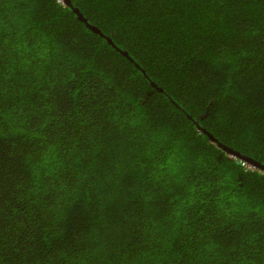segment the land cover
<instances>
[{
  "label": "trees",
  "instance_id": "obj_1",
  "mask_svg": "<svg viewBox=\"0 0 264 264\" xmlns=\"http://www.w3.org/2000/svg\"><path fill=\"white\" fill-rule=\"evenodd\" d=\"M71 2L0 0V264H264V0Z\"/></svg>",
  "mask_w": 264,
  "mask_h": 264
},
{
  "label": "water",
  "instance_id": "obj_2",
  "mask_svg": "<svg viewBox=\"0 0 264 264\" xmlns=\"http://www.w3.org/2000/svg\"><path fill=\"white\" fill-rule=\"evenodd\" d=\"M66 1H67V4H69V5L72 6L71 0H66ZM73 9H74L75 13H77L78 17L82 21H84L90 27V29H92L93 31H95V32L101 34L102 36H104L109 41V43L111 45H113L114 47H116L117 49H119L123 54H125L128 58H130L132 61H134L140 67L139 63L134 60V58L131 56V54L127 50L120 49L114 43V41L112 40V38L110 36H108L107 34H105L98 26L89 23L88 18L82 13V11L79 8L73 7ZM142 70L145 71L143 68H142ZM151 82H152L153 85L157 86V84L154 81H151ZM207 133L209 134L210 139L212 141H214L218 145V147H221L223 150L227 151L231 156L240 157L241 159H243L245 161H248L253 166L259 167V168H261V169L264 170V164L261 163L260 161L254 159V158H252L250 156H244L238 150H236L233 147H231V146L223 143L221 140H219L214 135L210 134L208 131H207Z\"/></svg>",
  "mask_w": 264,
  "mask_h": 264
},
{
  "label": "clouds",
  "instance_id": "obj_3",
  "mask_svg": "<svg viewBox=\"0 0 264 264\" xmlns=\"http://www.w3.org/2000/svg\"><path fill=\"white\" fill-rule=\"evenodd\" d=\"M232 157H234V156H232ZM252 165V164H251Z\"/></svg>",
  "mask_w": 264,
  "mask_h": 264
}]
</instances>
